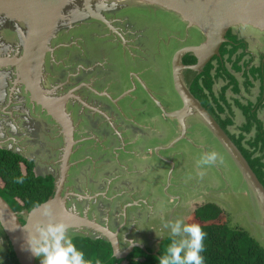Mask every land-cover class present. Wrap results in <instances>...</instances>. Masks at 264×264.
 <instances>
[{"label": "rangeland", "instance_id": "1", "mask_svg": "<svg viewBox=\"0 0 264 264\" xmlns=\"http://www.w3.org/2000/svg\"><path fill=\"white\" fill-rule=\"evenodd\" d=\"M42 1H46L43 6ZM8 2L12 10L0 13V54H5L3 58L22 57L26 50V41H29L28 50H32V57L25 62L27 84L33 88L40 101L58 102L67 96L65 101L69 112L73 110V104L77 103L78 94H83L79 91L87 89L81 85L92 82L93 86H105L106 82L96 84L95 81L123 74L124 79L130 80L133 90L137 87L134 91L136 94L161 91L164 96L156 94L161 106L168 111L176 107L183 109L174 88L173 59L180 49L206 43L205 33L195 22L190 24L181 15L144 0H87V3L86 0H65L61 9L55 12L50 9L52 0ZM36 5L37 8L41 6L37 13L39 19ZM1 24L14 27L20 37L14 36L12 39V36L3 32L4 27ZM229 30L237 39L245 42L247 47L243 61L249 62L248 67L264 62V26L235 22L228 25L227 31ZM217 36L218 33L215 34L216 38ZM43 48H46L45 59L40 67L39 59ZM111 55L117 60L112 61ZM131 63L136 67L131 66ZM178 72L183 87L189 89L193 75L186 74L183 69ZM8 75L10 79L7 89L12 94L6 97L8 94L5 93L6 96L0 100V147L18 153H23L24 148V154L27 155L31 146L36 148L29 142L35 137L38 143L45 142V148L51 153L58 143L57 146L62 148L59 151L63 154L64 127L47 114V111L45 114L36 97L28 94L29 91L15 65H0V84ZM236 75L245 85L246 79L241 78L242 74ZM224 81H216V94L226 84ZM252 81V86L246 87L247 89L241 84V91L237 94L228 89L226 97L230 101L233 97L238 98L244 105L248 101L256 102L260 96L259 83L257 80ZM71 91L74 92L70 94ZM131 100L134 101L135 98ZM62 104L63 102H59V106ZM119 104L127 112L126 107ZM230 107L235 113V123L230 131L235 132L244 117L238 105L231 103ZM153 109L157 110L155 107ZM192 110L199 122L193 128H187L185 135L178 125L179 119L165 117V123L176 126H169L170 134H175L179 126L181 136H184L171 150L160 153L154 150L147 155L159 163L165 172L161 179L166 180V183L161 182L159 189L166 201L164 207L167 209V221L160 231L163 237L159 241L172 236L188 252L186 233L190 215L204 203H214L226 213L230 226L249 231L264 246V201L254 184L234 161L227 143L224 142L225 147L214 137L210 129L201 122H206L201 113L195 107ZM258 115L264 122V108L258 109ZM178 116L188 125L191 124L185 113ZM197 129L207 137V140L204 139L207 145L205 148H197L191 140L194 138L193 130ZM57 135L61 137L57 139ZM170 151L176 153L173 157L176 163L166 164L160 161L158 157L164 155L168 158ZM58 164L57 172L62 169V160ZM43 166L46 167L45 163ZM70 174L72 172L67 173L63 180L65 188L69 183L72 185ZM151 223L155 224L154 221ZM172 226L177 228V232L170 231ZM80 231V234L85 235L93 233L87 232V228ZM68 232L62 237L54 234L51 240L42 244L46 250L41 253L48 251L40 256L41 259L45 257L42 260L44 264L56 263L66 241L73 234ZM95 235L100 234L95 232ZM7 240L0 225V263L6 260L9 252ZM146 248H151L148 243Z\"/></svg>", "mask_w": 264, "mask_h": 264}, {"label": "crops", "instance_id": "2", "mask_svg": "<svg viewBox=\"0 0 264 264\" xmlns=\"http://www.w3.org/2000/svg\"><path fill=\"white\" fill-rule=\"evenodd\" d=\"M123 77L120 74L115 78L95 81L96 84L106 82L105 86H93L92 82L81 85L87 89L79 91L83 94H78L77 103L69 111L76 126L75 141L80 143L75 146L76 152L69 165L79 166L67 170V173L72 172V185L69 183L65 188L62 184L61 193L68 200L69 208L115 232L124 251L131 242L145 246V243L157 242L163 237L160 231L167 221V209L159 187L161 182L166 183L161 179L165 172L147 155L154 150L160 153L174 148L184 136H181V130L183 133L184 130L177 126L176 133L170 134V124L165 123L168 110L156 99V94H161V91L136 94L137 87L133 90L130 80ZM72 96L75 97V94ZM132 98L139 101L137 107ZM119 103L126 107L127 112ZM194 115L193 110L187 114L191 124L183 121L185 127L193 128L199 122ZM201 122L210 129L206 122ZM210 133L217 137L212 131ZM192 135L194 138L191 140L197 148L207 147V137L201 131L193 130ZM29 142L36 148L31 146L27 155L23 148L20 154L34 162L36 175H51L54 182L60 184L63 165L59 172L57 167L61 160L64 164L65 148L62 154L59 151L61 146L56 143L51 153L45 148V142L40 144L35 137ZM175 154L170 151V157L161 155L158 158L166 164L176 163L173 161ZM190 161L191 158L187 160L188 163ZM173 230L177 232V228L172 226L170 231ZM87 232H93L92 235H85L93 239L103 237L95 229L87 228ZM95 232L100 235H95Z\"/></svg>", "mask_w": 264, "mask_h": 264}, {"label": "trees", "instance_id": "3", "mask_svg": "<svg viewBox=\"0 0 264 264\" xmlns=\"http://www.w3.org/2000/svg\"><path fill=\"white\" fill-rule=\"evenodd\" d=\"M227 38L230 41L222 44L219 54L200 72L185 71L193 75L189 91L230 137L264 187V122L258 115V109L264 108V62L248 67L249 62L243 61L245 42L232 35L230 30ZM182 63L195 65L197 57L186 53ZM236 73H242L245 85ZM218 79L225 80L226 84L216 94L214 86ZM252 80L259 83L260 96L256 102L248 101L244 105L238 98L233 97L230 101L226 97L228 89L237 94L241 84L245 88L251 87ZM228 102L238 105L244 117L235 132L230 131L235 123V113ZM54 189L53 176L36 175L33 161L0 148V196L15 212L31 211L53 196ZM188 222V252L171 236L160 242L157 255L136 247L126 258L118 259L113 255L109 241L74 233L68 238L56 264H264L261 242L249 231L230 226L219 205L204 203L194 210ZM0 264H19L12 248Z\"/></svg>", "mask_w": 264, "mask_h": 264}, {"label": "water", "instance_id": "4", "mask_svg": "<svg viewBox=\"0 0 264 264\" xmlns=\"http://www.w3.org/2000/svg\"><path fill=\"white\" fill-rule=\"evenodd\" d=\"M8 1L9 0H0V13L3 11H10L11 5H8ZM144 1L150 4L155 3L162 8H165L167 11L177 13L181 15L184 20L189 21L190 24L195 22L207 37L206 43L198 47L183 48L176 52L173 59L174 88L184 107L182 110L173 109L172 111H168V113L165 114L166 117H170L171 120L179 119L177 121L180 122V126L183 128L185 135L187 127H185L182 119L178 115L185 113L187 116V114L192 113V108L195 107L204 117L211 131L217 136V138L220 139L223 145L225 146L224 142L227 143L228 151H230L234 161L237 163L241 171L248 177V179L251 180L260 197L264 201V187L242 153L226 132L215 121V119L201 106L199 101L194 98L189 89H185L183 87L181 80L178 77V71L181 69H191L194 71L202 70L208 61H210L215 55L219 54L220 47L225 41H227V27L231 23L248 22L253 25L264 26V0ZM45 3L46 1H42V6ZM64 3L65 0H52L50 7L51 11L55 12L56 10H60ZM37 6L38 5H36L35 9L36 14L38 13V9L41 7L39 6V8H37ZM216 33H218L217 38L215 37ZM28 44L29 41L27 40L25 45L26 50L22 57H0V65H15L18 68L20 76L23 79L30 95L36 97L37 103L45 111H47L50 116H53L59 125L64 127V143L66 146L64 164L66 163L67 165L63 164L61 183L57 184L54 182L55 189L53 196H51L46 202L33 208L31 211L15 212L7 201L0 196V224L11 243L19 264H36L37 256L46 250V247H43L42 244L51 240L54 234L62 237V235L67 233L69 230H73L72 232L80 234V230L82 228L95 229L99 231L103 235V237L100 238H103L111 243L113 255L118 259L126 258L135 247H140L143 250H146L144 245L134 242H131L126 250H121L120 242L115 232L93 221L87 215H79L77 211L67 206L68 200L65 199L64 195H62L61 186L64 184L62 181L67 175V170L79 166L78 164L69 165L72 155L76 152L75 146L80 144L75 141L76 126L73 123L70 112H67V101H65L68 98L67 96L63 97L58 102L53 100L47 102L40 101L33 88L27 84L25 62L27 63V61H29L32 57V50H28ZM45 51L46 48H43V52L41 53L39 59L40 67H42V64L44 63ZM188 51L197 57V63L195 65H184L182 63V57L188 53ZM59 102H63V104L59 106ZM135 102V107H137L139 105V101ZM67 115H69L70 118ZM169 126H174L176 128V126L172 124ZM20 216L24 217L23 223L20 220ZM65 247L66 246H64V248Z\"/></svg>", "mask_w": 264, "mask_h": 264}, {"label": "flooded vegetation", "instance_id": "5", "mask_svg": "<svg viewBox=\"0 0 264 264\" xmlns=\"http://www.w3.org/2000/svg\"><path fill=\"white\" fill-rule=\"evenodd\" d=\"M1 26L2 27H4V29H3V32L5 31V33H7V34H9L10 36H12L11 38L13 39L14 38V36L15 37H17V38H19L20 37V35L18 34V32H17V30H15V28L14 27H12V26H8V25H4V24H1ZM227 33H228V31H227ZM226 33V34H227ZM106 39V38H105ZM229 39H227V41H228ZM230 41V40H229ZM226 42V41H225ZM224 42V43H225ZM241 51V50H240ZM246 51V50H245ZM49 53V52H48ZM238 53H239V51H238ZM5 55V54H4ZM4 55H2V54H0V56L1 57H3ZM101 59V58H100ZM100 59H98V60H100ZM111 59H112V61L115 59V57H114V55H111ZM123 59H124V61L125 62H127V60L123 57ZM244 59V58H243ZM103 60V59H102ZM117 60V58L115 59V61ZM264 61V60H263ZM127 65H129V64H127ZM131 66H135V64L134 63H131ZM124 67H125V65L123 66V69H124ZM136 67V66H135ZM184 71H186V70H184ZM198 72H200V71H198ZM240 74H242V73H240ZM9 79H10V75H8V76H6L5 78H4V81H3V83H1L0 84V100L4 97V96H6V94H8L6 97H8V96H10L11 94H12V92L9 90V88L7 89V84H8V81H9ZM97 81V80H96ZM0 82H1V79H0ZM24 89H25V86H24ZM6 93V94H5ZM10 94V95H9ZM29 95H30V93H28ZM31 96V95H30ZM46 111H44V113H45ZM46 114V113H45ZM48 114V113H47ZM54 125H56L55 123H54ZM54 125H52V126H54ZM59 137H61L60 135H57V139L59 138ZM54 140H56V139H54ZM63 140H64V137H63ZM59 141H60V139H59ZM58 141V142H59ZM0 148H4V149H8V150H10V151H13V150H11V149H9V148H5V147H0ZM13 152H15V151H13ZM15 153H17V154H20V153H18V152H15ZM21 155V154H20ZM20 220H21V222L23 223L24 222V217L23 216H20ZM1 225V224H0ZM73 230H71L70 232H68V234L69 233H73L74 234V232H72ZM82 235H84L85 236V234H82ZM7 236V235H6ZM7 239H8V237H7ZM8 241V243H9V252H8V254H7V256L9 255V253H10V249L12 248V246H11V243H10V241H9V239L7 240ZM162 241V240H161ZM161 241H155V242H153V243H148V245H150V249L149 248H146L147 247V243H145V248H146V250H144V251H147V250H149V251H151L150 253L151 254H154V253H156V254H154V255H157L158 254V250H159V244H160V242ZM67 242V241H66ZM45 243V242H44ZM136 248V247H135ZM140 248V247H139ZM142 249V248H141ZM12 250H13V248H12ZM63 250V249H62ZM48 252V251H47ZM47 252H44V253H41V254H39L38 256H37V258H36V264H44V262L42 261L43 259H45V257H43V259H41V255L42 254H47ZM57 260V259H56Z\"/></svg>", "mask_w": 264, "mask_h": 264}, {"label": "bare ground", "instance_id": "6", "mask_svg": "<svg viewBox=\"0 0 264 264\" xmlns=\"http://www.w3.org/2000/svg\"><path fill=\"white\" fill-rule=\"evenodd\" d=\"M22 2H23V0H22ZM12 10V9H11Z\"/></svg>", "mask_w": 264, "mask_h": 264}]
</instances>
